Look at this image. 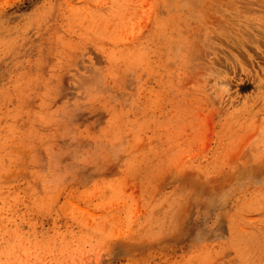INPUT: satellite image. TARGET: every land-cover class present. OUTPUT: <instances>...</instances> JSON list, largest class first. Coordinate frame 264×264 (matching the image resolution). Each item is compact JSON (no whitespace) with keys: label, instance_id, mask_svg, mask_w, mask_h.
Here are the masks:
<instances>
[{"label":"rangeland","instance_id":"obj_1","mask_svg":"<svg viewBox=\"0 0 264 264\" xmlns=\"http://www.w3.org/2000/svg\"><path fill=\"white\" fill-rule=\"evenodd\" d=\"M0 264H264V0H0Z\"/></svg>","mask_w":264,"mask_h":264}]
</instances>
